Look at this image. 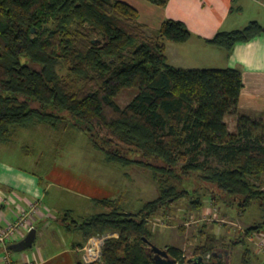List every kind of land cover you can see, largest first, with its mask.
Returning <instances> with one entry per match:
<instances>
[{
	"label": "trees",
	"instance_id": "obj_1",
	"mask_svg": "<svg viewBox=\"0 0 264 264\" xmlns=\"http://www.w3.org/2000/svg\"><path fill=\"white\" fill-rule=\"evenodd\" d=\"M147 1L159 7L169 2ZM138 18L137 9L120 0H0V143L35 124L62 133L72 128L85 133L109 163L146 169L158 184V197L136 213L125 212L120 198H103L93 200L100 212L66 224L85 241L117 235L104 242L101 260L89 264H154L144 240L153 237L149 218L159 210L168 214L182 197L195 211L206 199L241 215L259 206L262 222L228 246H241L264 231V114L259 119L238 114L241 71L172 67L166 44L187 42V26L166 19L149 32ZM263 31L253 20L207 43L231 53ZM126 88L137 93L122 107L115 99ZM229 115L237 116L233 132L225 122ZM192 173L206 184L207 194L173 185ZM224 243L207 235L195 251L211 256ZM166 248L177 264L186 263L180 248ZM250 258L246 247L242 264Z\"/></svg>",
	"mask_w": 264,
	"mask_h": 264
},
{
	"label": "rangeland",
	"instance_id": "obj_2",
	"mask_svg": "<svg viewBox=\"0 0 264 264\" xmlns=\"http://www.w3.org/2000/svg\"><path fill=\"white\" fill-rule=\"evenodd\" d=\"M242 5L244 12L238 11V7ZM248 8L250 6L244 0L235 1L234 12L241 16L239 28L253 21L260 13L258 9ZM123 56L128 57V53ZM183 65L177 67H187ZM189 65L192 67L194 64ZM61 74H65V71L62 70ZM136 93V88H126L115 100L123 107ZM128 155L130 156L129 153ZM210 160V163L218 166L214 159ZM0 161L5 167L18 168L37 178L44 191L42 206L48 207L52 216V219L36 224L37 238L32 248L11 251L14 261L21 259L22 255L28 258L36 251L44 255L72 251L73 243L82 242V235L66 231L64 224L73 220L79 222L101 209L95 208L87 199L82 189L85 185L81 180L96 183L101 179L105 183L104 197L120 198L127 213H136L144 203L159 195L158 184L150 171L135 165L109 163L105 160L104 153L92 146L85 133L72 128L64 133L45 124L17 129L10 142L0 143ZM172 183L178 189L196 188L199 193L207 194L204 188L206 184L198 179L197 173L184 177L181 183L175 180ZM262 189L264 190V186ZM188 203V198L182 197L170 205L168 214L159 210L149 218V227L153 232L152 244L163 250L168 245L178 247L184 252L186 259H192L203 256L196 254L195 247L202 244L207 235L214 234L225 240L224 245L215 252L228 250V264H242L241 258L246 247L250 250V264H264V231L247 237L241 246H228L230 240L239 238L246 228L262 222L263 212L258 205H251L241 215L223 202L212 205L206 199L205 206L199 211L192 210ZM67 210H71V214L65 216ZM44 225L46 230L41 232ZM83 254L81 251L82 260ZM3 255L0 251V264H5ZM73 256L76 258L78 254L74 253ZM207 256L203 258L206 259Z\"/></svg>",
	"mask_w": 264,
	"mask_h": 264
},
{
	"label": "crops",
	"instance_id": "obj_3",
	"mask_svg": "<svg viewBox=\"0 0 264 264\" xmlns=\"http://www.w3.org/2000/svg\"><path fill=\"white\" fill-rule=\"evenodd\" d=\"M120 1L137 9L139 23L144 25L149 32L157 30L166 19L183 22L191 33L190 39L182 44L167 42L168 64L178 69H239L242 74L243 88L239 96L238 114L252 119H259L263 116L264 31L247 43L235 45L231 53L207 43V40L212 39L218 32L239 29L241 16L234 12L236 0H169L165 7L152 5L147 0ZM248 1L250 2L244 0L245 4L250 6L248 9L254 8L260 12L254 21L264 26V0ZM238 8V11L244 12L243 5ZM189 64L194 65L189 67ZM178 65L187 67H177ZM225 122L229 131H235L237 116L229 115L225 118ZM82 182L85 185L82 189L92 205L93 200L108 198L104 197L105 183L101 179L96 183L81 180ZM0 191L9 199L12 197L8 203L0 202V226L15 219L18 206L28 207L33 201L41 203L35 226L52 219L50 209L42 206L44 191L35 176L26 174L18 168L5 167L0 163ZM70 211L67 210L68 214H71ZM64 226L66 231L73 232L67 229L66 224ZM34 230L37 238V227ZM45 230L46 225L41 228V232ZM14 244L9 245L11 250ZM85 244L86 241L82 236V242L77 241L72 244V251L65 250L50 255L36 251L28 258L22 255L24 259L21 256V259L15 260L14 264H75L79 260L83 261L81 250ZM74 253L78 254V257L75 258Z\"/></svg>",
	"mask_w": 264,
	"mask_h": 264
},
{
	"label": "built area",
	"instance_id": "obj_4",
	"mask_svg": "<svg viewBox=\"0 0 264 264\" xmlns=\"http://www.w3.org/2000/svg\"><path fill=\"white\" fill-rule=\"evenodd\" d=\"M11 198L9 199V197L4 196L0 191V202L4 201L8 203ZM40 205V201H33L28 207L18 206L16 208L17 214L15 219L4 226H0V249L4 253L2 259L5 264H14V260L10 255L11 250L9 245L20 242L30 231L35 229L34 224L40 210ZM116 236V234L106 233L90 237L81 250L84 252L83 262L89 264L100 261L104 242Z\"/></svg>",
	"mask_w": 264,
	"mask_h": 264
},
{
	"label": "water",
	"instance_id": "obj_5",
	"mask_svg": "<svg viewBox=\"0 0 264 264\" xmlns=\"http://www.w3.org/2000/svg\"><path fill=\"white\" fill-rule=\"evenodd\" d=\"M34 31V30H33ZM36 238V231L33 229L30 231L26 237L18 242L17 244L13 245L11 248L15 251H22L25 249L32 248L34 241ZM145 242L149 245L150 251L155 254L153 258L154 264H177V262L171 258L166 250L160 249L159 247L155 246L151 243V241L144 239ZM201 256H196L195 258L189 259L187 264L193 262V264H203L201 260Z\"/></svg>",
	"mask_w": 264,
	"mask_h": 264
},
{
	"label": "flooded vegetation",
	"instance_id": "obj_6",
	"mask_svg": "<svg viewBox=\"0 0 264 264\" xmlns=\"http://www.w3.org/2000/svg\"><path fill=\"white\" fill-rule=\"evenodd\" d=\"M165 250L167 251V248ZM146 251H147V254L150 257V259L153 260V258L155 257V254L150 251V248H149L148 244H147V250ZM220 251H222V252H220ZM227 252H228V250H226V249L225 250H219L218 252H213L211 254V256L208 255L207 256L208 258H206V259L203 258L205 256H201L202 258H201L200 261L203 264H228L227 261H226V257H227V254H228ZM188 260L189 259H186V263L185 264H187ZM189 264H193V262H191Z\"/></svg>",
	"mask_w": 264,
	"mask_h": 264
},
{
	"label": "bare ground",
	"instance_id": "obj_7",
	"mask_svg": "<svg viewBox=\"0 0 264 264\" xmlns=\"http://www.w3.org/2000/svg\"><path fill=\"white\" fill-rule=\"evenodd\" d=\"M15 245V244H14Z\"/></svg>",
	"mask_w": 264,
	"mask_h": 264
}]
</instances>
